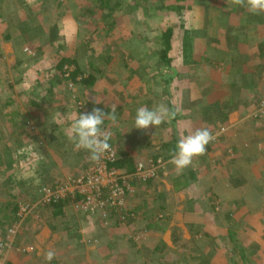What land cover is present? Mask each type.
Segmentation results:
<instances>
[{
    "label": "rangeland",
    "instance_id": "rangeland-1",
    "mask_svg": "<svg viewBox=\"0 0 264 264\" xmlns=\"http://www.w3.org/2000/svg\"><path fill=\"white\" fill-rule=\"evenodd\" d=\"M159 104L175 118L134 127ZM112 106L110 152L142 165L116 169L123 178L69 139L79 114ZM196 128L216 139L178 175L169 161ZM0 242V264H264V13L231 0H0Z\"/></svg>",
    "mask_w": 264,
    "mask_h": 264
},
{
    "label": "clouds",
    "instance_id": "clouds-1",
    "mask_svg": "<svg viewBox=\"0 0 264 264\" xmlns=\"http://www.w3.org/2000/svg\"><path fill=\"white\" fill-rule=\"evenodd\" d=\"M235 6L245 7L252 14L264 13V0H231ZM115 106H112L113 115L105 114L100 108H93L90 113L79 114L71 125L72 135L69 137L76 149H83L89 153V160L92 163H99L105 153L111 151L109 140L111 132L103 125L105 118L114 120ZM177 112L169 109L164 104L154 108L141 106L137 109L134 127L147 130L150 126L158 127L165 121L175 118ZM216 139V135L208 128H196L187 135H183L176 144L175 152L172 154L169 163L174 166L176 173L193 166L194 161L205 155L207 146ZM56 256L53 250L44 254V259L51 262Z\"/></svg>",
    "mask_w": 264,
    "mask_h": 264
},
{
    "label": "trees",
    "instance_id": "trees-1",
    "mask_svg": "<svg viewBox=\"0 0 264 264\" xmlns=\"http://www.w3.org/2000/svg\"><path fill=\"white\" fill-rule=\"evenodd\" d=\"M257 15L260 16V14H257ZM171 33H172L171 27L162 31V36L164 38L165 46L159 50L160 60H162L167 65H169V61H170V59L167 58V51L169 50L170 44H171V42H170ZM65 62H69V61L67 59H64L59 64V67H61L63 65V63H65ZM169 77L171 78L172 75H170ZM170 78H167V79L170 80ZM81 82L88 83V84L91 83L92 82V75H89L88 79H82ZM107 161H108L109 166H111L112 168L121 169V170L125 171L126 173H132L134 171V169L137 168V165L134 163L133 159L130 156L116 157V154H114L113 158H111ZM57 203L55 202L54 204L58 205Z\"/></svg>",
    "mask_w": 264,
    "mask_h": 264
},
{
    "label": "built area",
    "instance_id": "built-area-1",
    "mask_svg": "<svg viewBox=\"0 0 264 264\" xmlns=\"http://www.w3.org/2000/svg\"><path fill=\"white\" fill-rule=\"evenodd\" d=\"M113 156H114V153L113 152H109V153H106V155H105V157H106V161L107 160H109V159H111V158H113ZM104 157V156H103ZM142 165H138L137 166V169L138 170H142V167H141ZM112 170H110L109 171V173L108 174H106V176H109V177H117V178H123L124 176H122V175H125V173L124 174H121V173H119V171L118 170H116V168H111ZM103 176H102V173L99 171V173H97V175H95L94 176V179H95V181L97 182V181H99L100 180V178H102ZM125 177H126V175H125ZM114 189H113V192H114V195L115 196H119V195H123L124 194V191H123V189L121 188V186H118V187H113ZM9 232L11 233V232H13V229H9ZM2 243L0 242V255H1V253H2Z\"/></svg>",
    "mask_w": 264,
    "mask_h": 264
}]
</instances>
